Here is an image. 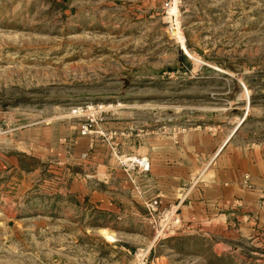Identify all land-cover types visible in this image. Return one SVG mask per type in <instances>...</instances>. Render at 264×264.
Masks as SVG:
<instances>
[{"label":"rangeland","instance_id":"obj_1","mask_svg":"<svg viewBox=\"0 0 264 264\" xmlns=\"http://www.w3.org/2000/svg\"><path fill=\"white\" fill-rule=\"evenodd\" d=\"M238 118L264 133V0H0V264H264V217L189 229L145 186L146 131Z\"/></svg>","mask_w":264,"mask_h":264},{"label":"crops","instance_id":"obj_2","mask_svg":"<svg viewBox=\"0 0 264 264\" xmlns=\"http://www.w3.org/2000/svg\"><path fill=\"white\" fill-rule=\"evenodd\" d=\"M237 120L142 135L147 191L178 203L189 229L228 233L264 217V133Z\"/></svg>","mask_w":264,"mask_h":264},{"label":"built area","instance_id":"obj_3","mask_svg":"<svg viewBox=\"0 0 264 264\" xmlns=\"http://www.w3.org/2000/svg\"><path fill=\"white\" fill-rule=\"evenodd\" d=\"M134 167L140 168L142 171H147L150 168V163L146 158H133ZM148 210L151 214H157L159 217L166 220L165 225L162 227V232L173 233L177 229V209L172 207H163L159 200L155 199L147 204Z\"/></svg>","mask_w":264,"mask_h":264}]
</instances>
